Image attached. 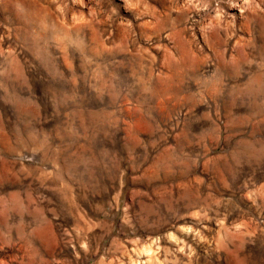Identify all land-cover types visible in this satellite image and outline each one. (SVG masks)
I'll use <instances>...</instances> for the list:
<instances>
[{"label":"clouds","instance_id":"obj_1","mask_svg":"<svg viewBox=\"0 0 264 264\" xmlns=\"http://www.w3.org/2000/svg\"><path fill=\"white\" fill-rule=\"evenodd\" d=\"M0 264H264V0H0Z\"/></svg>","mask_w":264,"mask_h":264}]
</instances>
